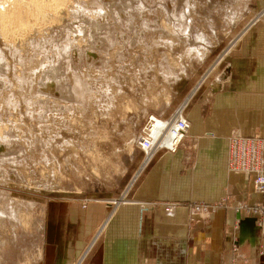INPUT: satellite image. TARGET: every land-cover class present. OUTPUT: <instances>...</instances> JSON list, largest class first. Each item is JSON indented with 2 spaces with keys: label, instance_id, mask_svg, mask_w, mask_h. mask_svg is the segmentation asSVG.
Instances as JSON below:
<instances>
[{
  "label": "rangeland",
  "instance_id": "obj_1",
  "mask_svg": "<svg viewBox=\"0 0 264 264\" xmlns=\"http://www.w3.org/2000/svg\"><path fill=\"white\" fill-rule=\"evenodd\" d=\"M0 2V264H48L65 244L55 204L119 195L147 117L188 102L258 15L253 0H66L45 23Z\"/></svg>",
  "mask_w": 264,
  "mask_h": 264
},
{
  "label": "crops",
  "instance_id": "obj_2",
  "mask_svg": "<svg viewBox=\"0 0 264 264\" xmlns=\"http://www.w3.org/2000/svg\"><path fill=\"white\" fill-rule=\"evenodd\" d=\"M250 4L258 17L187 102L178 150H158L114 198L55 204L65 244L48 264H264V221L247 210L264 195L251 175L227 169L234 131L264 135V0ZM166 203H176L172 214Z\"/></svg>",
  "mask_w": 264,
  "mask_h": 264
},
{
  "label": "built area",
  "instance_id": "obj_3",
  "mask_svg": "<svg viewBox=\"0 0 264 264\" xmlns=\"http://www.w3.org/2000/svg\"><path fill=\"white\" fill-rule=\"evenodd\" d=\"M186 105L187 102L177 107L171 116L163 117L164 121H167V126L159 128L157 132L154 133L155 137L151 134H149V137L146 136L150 129L147 125L153 120L152 115L147 117L140 132L142 135L141 137L139 135L137 140V143H139L138 147L144 152L143 163L136 172V176L129 182V186L140 177L145 166L153 159V156L159 149L173 152L183 143L182 141L187 136L190 129V120L184 112ZM174 123H177V125L173 126ZM153 138H155L154 145L150 143ZM167 139H169V141ZM228 140L229 157L227 169L229 171L244 172L251 175L255 189L264 195V135L245 136L239 131H234ZM141 146H143V148H141ZM145 146L148 147L149 150L145 149ZM149 154L151 156L148 159L147 155ZM175 206L176 203H166L164 209L167 213L172 214L175 210ZM192 208L196 211H203L205 205L196 202L192 205ZM247 210L258 212L264 221V204L248 206Z\"/></svg>",
  "mask_w": 264,
  "mask_h": 264
},
{
  "label": "bare ground",
  "instance_id": "obj_4",
  "mask_svg": "<svg viewBox=\"0 0 264 264\" xmlns=\"http://www.w3.org/2000/svg\"><path fill=\"white\" fill-rule=\"evenodd\" d=\"M12 3L14 4H18L23 6V9L26 13H28L30 16V19H34V20H42V21H48L49 18L44 14V11L42 10V7H47L51 10H57L58 12L61 10L59 8H61L63 6L64 1L66 0H31V2H22L21 0H10ZM5 2V1H3ZM7 2V1H6ZM136 2V1H135ZM140 2V1H138ZM1 3V2H0ZM194 3V2H193ZM3 4V3H2ZM65 5V4H64ZM16 6V5H15ZM137 7V6H136ZM133 8V7H132ZM135 8V7H134ZM5 9V8H4ZM7 9V8H6ZM138 9V8H137ZM145 9V8H144ZM147 9V8H146ZM17 10V9H16ZM5 12V11H4ZM53 12V11H52ZM62 12V11H61ZM5 14V13H4ZM48 14V13H47ZM55 14V12H54ZM57 14V13H56ZM23 15V14H22ZM141 15V14H140ZM51 16V15H50ZM128 16V15H127ZM6 17V16H5ZM63 18V17H62ZM5 19V18H4ZM65 19V18H64ZM6 20V21H5ZM4 21L7 22L8 19H5ZM52 22V21H51ZM9 23V22H8ZM46 23V22H45ZM34 24V23H33ZM38 25V24H37ZM165 26V25H164ZM170 26V25H169ZM27 27V26H26ZM25 27V28H26ZM168 27V26H167ZM33 28V27H32ZM167 29V28H166ZM23 32V31H22ZM166 34V32H165ZM173 34V33H172ZM151 125H150V129L147 133V136L149 137V134H151L153 137H155V132H157V130L163 126H167V122L164 121H158L157 119L151 120ZM177 123H174L173 126H176ZM157 126V127H156ZM154 139L153 138L151 140L150 143H152V145H154ZM169 141V139H168ZM143 147V146H142ZM145 149L149 150L148 147H144ZM170 151V150H169ZM176 152V151H173ZM26 213V212H25Z\"/></svg>",
  "mask_w": 264,
  "mask_h": 264
}]
</instances>
